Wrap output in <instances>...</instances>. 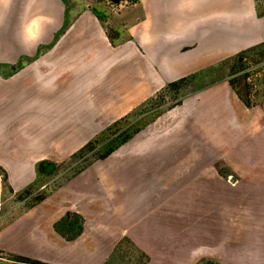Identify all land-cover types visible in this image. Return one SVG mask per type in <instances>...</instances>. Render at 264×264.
Masks as SVG:
<instances>
[{
	"label": "crops",
	"instance_id": "0c3cea01",
	"mask_svg": "<svg viewBox=\"0 0 264 264\" xmlns=\"http://www.w3.org/2000/svg\"><path fill=\"white\" fill-rule=\"evenodd\" d=\"M131 1L105 15L99 0H0V175L12 196L165 84L264 42V1ZM262 89L251 108L227 78L186 96L149 141L113 153L122 163L107 177L90 165L39 204L11 207L0 250L105 264L127 238L147 264H264ZM66 212L84 219L71 242L53 228Z\"/></svg>",
	"mask_w": 264,
	"mask_h": 264
},
{
	"label": "trees",
	"instance_id": "16d2710c",
	"mask_svg": "<svg viewBox=\"0 0 264 264\" xmlns=\"http://www.w3.org/2000/svg\"><path fill=\"white\" fill-rule=\"evenodd\" d=\"M135 1V0H134ZM133 2V1H132ZM98 16V14L94 11ZM100 16V15H99ZM98 16V17H99ZM102 19V17L100 16ZM69 22L66 21L61 32H63L68 27ZM112 37L110 36V40ZM251 57H256L258 60L255 64L249 63L248 59ZM231 64V65H230ZM261 68L254 69L253 75L251 76V69L259 65ZM227 65H230L228 72L222 73L221 77L210 78L212 74L219 69H228ZM223 72V71H222ZM260 73V75H259ZM259 75V76H258ZM203 78L204 81L196 89H191L192 83L197 81V78ZM207 78H210L207 80ZM222 78H227L228 83L236 94V96L243 102L246 108H251L259 103V100L263 94V80H264V42L255 45L249 49L242 51L231 59L221 61L220 63L210 66L206 69L200 70L196 73L188 75L186 77L180 78L178 80L169 82L165 84L154 96L147 99L145 102L139 105L138 110H133L131 113L114 121L111 125L106 127L101 133L96 135L80 149H78L74 154L70 156V160H76L81 158L85 154L91 153V159L85 162L84 165L80 166L74 171L73 176L79 174L91 164L96 161L104 160L110 155H112L116 150H118L122 145L129 142L134 136L139 134L147 126L154 123L160 116L165 114L167 111L171 110L175 106H179L182 100L199 90L207 88ZM207 80V81H206ZM171 95L174 101L173 106H165V96ZM156 101L155 103H152ZM152 103V104H151ZM151 104V105H150ZM148 106V109H146ZM146 109V110H145ZM137 113V117H140L135 122H132V116ZM136 117V118H137ZM106 136L109 140L103 144L99 145V138ZM37 172L39 174H45L42 169L37 167ZM5 184V176L3 178ZM34 184L28 186L26 189L17 193L18 200H25L27 196H31L34 191ZM8 188V187H7ZM9 189V188H8ZM33 190V191H32ZM10 192H12L9 189ZM47 196V192L38 193L32 196L29 205L32 206L42 202ZM84 219L81 215L75 212H66L55 224L54 231L60 235L65 241L71 242L76 240L83 232ZM126 245L134 249L138 254V259L133 264H147L148 256L138 250L127 238L121 239L112 255L106 260L105 264H108L113 256H119L121 249ZM0 254L6 255L8 261L12 264H47L37 260H33L27 257L18 256L10 253L0 251ZM195 264H221L213 259L209 258H199Z\"/></svg>",
	"mask_w": 264,
	"mask_h": 264
},
{
	"label": "rangeland",
	"instance_id": "374dc122",
	"mask_svg": "<svg viewBox=\"0 0 264 264\" xmlns=\"http://www.w3.org/2000/svg\"><path fill=\"white\" fill-rule=\"evenodd\" d=\"M99 1H102L104 3L105 8H104L103 12H105V15L106 14L116 15V14L120 13L123 10V8L128 5V3H132L131 0H99ZM259 1L263 2L264 0H259ZM125 2H126V4H125ZM104 18H105L104 19L105 22H107V24H105V27L108 29V36L112 37L114 28L112 27L111 22L107 21L106 16ZM256 60H258V58H256V57H251L248 59L249 63H251V64H255ZM230 65H227L228 69L216 70L212 74V77H210V78H218V77L222 76V73L226 74L230 68L229 67ZM260 66H262V65L260 64L259 66L251 69V72H250L251 76L253 75V77H254V74H253L254 69L261 68ZM259 75H260V73H259ZM210 78H207V80H209ZM203 81H204V77L203 78L202 77L197 78V81L192 83L191 89L198 88L199 85L201 83H203ZM171 98H172L171 95L165 96V100H164L165 106L164 107L173 106L174 101ZM155 102L156 101H153L152 103H155ZM177 107L178 106H175L171 110L167 111L168 113L166 112L165 115L163 114V116L161 118L157 119L158 121L156 120L154 123L150 124L143 131H141L139 134L134 136L129 141L130 142L129 144H126L124 147H120L119 151L117 150L119 153L118 156L119 157L121 156V158H122V154H123L124 150L126 151L127 149H130V148L136 146L139 142L149 141V139L153 135H155V133H153L155 131V129H157V128L161 129V128L168 126L169 125V116H170L169 113L172 110H175L176 112L180 111V110H177ZM140 108L138 106L134 110H138ZM146 109H148V106ZM136 117H137V113H135L132 116L131 121L135 122L137 119L140 118V117H137V118ZM149 127H151V128H149ZM108 140L106 139V136L100 137L98 140L100 143L99 145L105 144ZM165 140H169V137H168V139H165ZM112 155L110 158L108 157L104 161H96L93 164H91V166H92L91 169H97V173H99L98 174L99 179H101V180H102V178L108 176V169L121 167L120 164L122 163V160H116V158L114 159V157ZM90 159H91V153L85 154L84 156H82L81 158H78L76 160H70V157H69L64 162L54 166V168L51 169L49 172H46V174H39L38 173L37 179L34 182V187H33L34 191L32 190L33 192L31 194V196L30 195L27 196V198H25V200H22V201L18 200V198H17L18 194H15L12 196L11 194H13V193H11L7 187L6 188L3 187L2 193L0 195V200H1L0 228H2L4 225L8 224L14 217L17 216V214H15V213H8V210L11 207L16 206V205L21 206V207L27 206V205H29L32 196H35L36 194L42 193V192H47V193L52 192L54 187L61 186L64 182H66V181L70 180L72 177H74L73 176L74 171L77 170L80 166L84 165L85 162L89 161ZM218 167H219V173H220V175H222V165H218ZM111 187H113V186L110 184L111 191L109 193H116V192L119 193V191L121 193V188H120L121 186L117 189L116 188L112 189ZM0 251H2V250H0ZM3 252H5V251H3ZM6 253H8V252H6ZM137 259H138L137 252L134 249L124 245L123 248L121 249L119 256L118 255L113 256L110 259L108 264H133L136 262ZM0 264H12V263L8 261V257L6 255L0 254Z\"/></svg>",
	"mask_w": 264,
	"mask_h": 264
},
{
	"label": "flooded vegetation",
	"instance_id": "af4514ba",
	"mask_svg": "<svg viewBox=\"0 0 264 264\" xmlns=\"http://www.w3.org/2000/svg\"><path fill=\"white\" fill-rule=\"evenodd\" d=\"M161 117V116H160ZM159 117V118H160ZM148 127V126H147ZM143 131V130H142ZM128 143V142H127ZM125 145V144H124ZM123 146V145H122ZM121 146V147H122ZM40 169H42L44 171V173L46 174L47 170L49 169V166L48 165H43V166H39Z\"/></svg>",
	"mask_w": 264,
	"mask_h": 264
},
{
	"label": "water",
	"instance_id": "95a60500",
	"mask_svg": "<svg viewBox=\"0 0 264 264\" xmlns=\"http://www.w3.org/2000/svg\"><path fill=\"white\" fill-rule=\"evenodd\" d=\"M43 164L49 166V169L47 170V172H49L51 169L54 168V165L53 164H47V163H43Z\"/></svg>",
	"mask_w": 264,
	"mask_h": 264
},
{
	"label": "built area",
	"instance_id": "2783aa9c",
	"mask_svg": "<svg viewBox=\"0 0 264 264\" xmlns=\"http://www.w3.org/2000/svg\"><path fill=\"white\" fill-rule=\"evenodd\" d=\"M1 189H2V178H1V175H0V192H1Z\"/></svg>",
	"mask_w": 264,
	"mask_h": 264
}]
</instances>
